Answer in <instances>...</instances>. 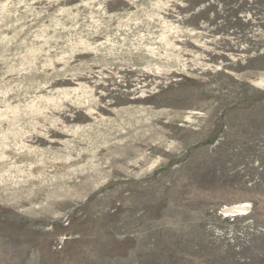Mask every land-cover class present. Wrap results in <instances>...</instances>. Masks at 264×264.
<instances>
[{
    "label": "rangeland",
    "instance_id": "obj_1",
    "mask_svg": "<svg viewBox=\"0 0 264 264\" xmlns=\"http://www.w3.org/2000/svg\"><path fill=\"white\" fill-rule=\"evenodd\" d=\"M0 264H264V0H0Z\"/></svg>",
    "mask_w": 264,
    "mask_h": 264
},
{
    "label": "bare ground",
    "instance_id": "obj_2",
    "mask_svg": "<svg viewBox=\"0 0 264 264\" xmlns=\"http://www.w3.org/2000/svg\"><path fill=\"white\" fill-rule=\"evenodd\" d=\"M245 206L241 207L240 209H238L237 211H239L240 213H245V209H244Z\"/></svg>",
    "mask_w": 264,
    "mask_h": 264
}]
</instances>
